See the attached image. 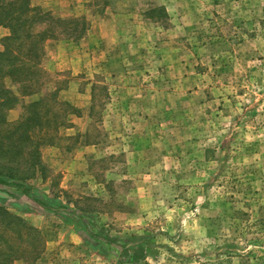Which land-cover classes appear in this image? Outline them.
<instances>
[{"label": "rangeland", "instance_id": "1", "mask_svg": "<svg viewBox=\"0 0 264 264\" xmlns=\"http://www.w3.org/2000/svg\"><path fill=\"white\" fill-rule=\"evenodd\" d=\"M27 1L37 92L4 80L6 119L78 114L22 181L47 208L0 185L44 241L13 264H264V0Z\"/></svg>", "mask_w": 264, "mask_h": 264}, {"label": "trees", "instance_id": "2", "mask_svg": "<svg viewBox=\"0 0 264 264\" xmlns=\"http://www.w3.org/2000/svg\"><path fill=\"white\" fill-rule=\"evenodd\" d=\"M30 12L27 0H13L9 3L0 0V26H5L10 31V34L2 39L3 50L0 51V185L18 187L26 197L47 208L46 203L41 200L43 195L38 191L29 194L22 181L39 171L40 148L43 145H51L48 132L44 130L54 132L61 127L71 126L68 116L78 113L70 104L56 102L54 106L59 107L57 112L50 117L42 115L41 103L46 97L54 96L53 92L27 105V115L16 125L6 119V112L16 104L18 98L4 84V80L10 79L20 83L24 90L22 94L31 95L37 92L32 89L36 85L35 76L38 74L35 60L40 57L38 44L44 32L33 33L31 28L35 21L44 20V16L29 17ZM19 39L21 41L16 45L15 42ZM44 112L49 114L51 111L45 109ZM41 133L43 136H40ZM13 198L6 189L0 188V264H13L18 259L28 261L31 257V260L37 259L44 248L41 232L20 216L7 210L5 203L17 210L22 208L20 203L11 202ZM92 227L98 229L97 226ZM104 240L112 244L111 239L105 237ZM138 241L140 240L134 239L132 243H139ZM118 247L121 253L128 252L127 245ZM133 255L134 258L140 257L142 250H134Z\"/></svg>", "mask_w": 264, "mask_h": 264}, {"label": "crops", "instance_id": "3", "mask_svg": "<svg viewBox=\"0 0 264 264\" xmlns=\"http://www.w3.org/2000/svg\"><path fill=\"white\" fill-rule=\"evenodd\" d=\"M8 33L5 28H2V34L0 35V38L6 36Z\"/></svg>", "mask_w": 264, "mask_h": 264}]
</instances>
